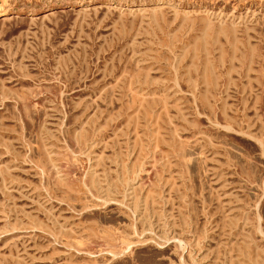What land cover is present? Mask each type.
Masks as SVG:
<instances>
[{"label": "rangeland", "instance_id": "rangeland-1", "mask_svg": "<svg viewBox=\"0 0 264 264\" xmlns=\"http://www.w3.org/2000/svg\"><path fill=\"white\" fill-rule=\"evenodd\" d=\"M0 264H264V0H0Z\"/></svg>", "mask_w": 264, "mask_h": 264}]
</instances>
